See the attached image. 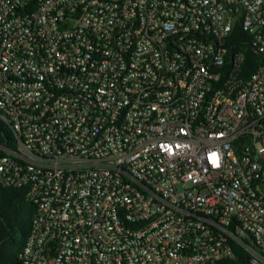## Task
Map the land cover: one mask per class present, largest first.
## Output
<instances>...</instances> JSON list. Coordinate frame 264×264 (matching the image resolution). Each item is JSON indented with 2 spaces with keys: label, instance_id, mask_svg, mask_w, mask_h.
<instances>
[{
  "label": "built area",
  "instance_id": "2783aa9c",
  "mask_svg": "<svg viewBox=\"0 0 264 264\" xmlns=\"http://www.w3.org/2000/svg\"><path fill=\"white\" fill-rule=\"evenodd\" d=\"M248 48L264 59V0H0V186L35 205L21 264H264Z\"/></svg>",
  "mask_w": 264,
  "mask_h": 264
},
{
  "label": "trees",
  "instance_id": "16d2710c",
  "mask_svg": "<svg viewBox=\"0 0 264 264\" xmlns=\"http://www.w3.org/2000/svg\"><path fill=\"white\" fill-rule=\"evenodd\" d=\"M238 35L242 36L239 29L234 33V36ZM263 62V57L256 50L248 48L244 64L246 74L257 71ZM15 147L13 132L0 114V158ZM28 210L34 214L35 205L28 200L24 190L0 186V264H21L20 254L32 232L33 216L28 214ZM219 264H250V261L247 254L240 250L238 258Z\"/></svg>",
  "mask_w": 264,
  "mask_h": 264
},
{
  "label": "rangeland",
  "instance_id": "374dc122",
  "mask_svg": "<svg viewBox=\"0 0 264 264\" xmlns=\"http://www.w3.org/2000/svg\"><path fill=\"white\" fill-rule=\"evenodd\" d=\"M28 214H29L30 216H33V211H32V210H28Z\"/></svg>",
  "mask_w": 264,
  "mask_h": 264
}]
</instances>
